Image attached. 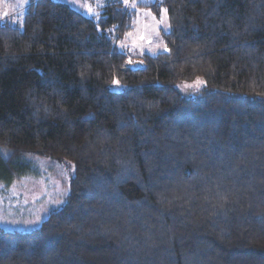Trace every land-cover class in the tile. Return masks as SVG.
<instances>
[{
    "label": "trees",
    "instance_id": "obj_1",
    "mask_svg": "<svg viewBox=\"0 0 264 264\" xmlns=\"http://www.w3.org/2000/svg\"><path fill=\"white\" fill-rule=\"evenodd\" d=\"M139 9L169 30L135 66L117 43ZM29 154L71 161L69 192L37 228H0V264H264V0L0 19V175Z\"/></svg>",
    "mask_w": 264,
    "mask_h": 264
},
{
    "label": "rangeland",
    "instance_id": "obj_2",
    "mask_svg": "<svg viewBox=\"0 0 264 264\" xmlns=\"http://www.w3.org/2000/svg\"><path fill=\"white\" fill-rule=\"evenodd\" d=\"M67 4L86 17L95 20L103 6L111 0H56ZM126 1V0H125ZM135 1V0H134ZM29 0H0V19L8 18L21 25L23 12ZM169 30L165 9L159 16L148 9L136 12L132 29L118 41V47L128 53L130 65L142 63L139 55L166 51L162 34ZM110 31H114L110 29ZM203 81H179L176 89L185 97L197 95ZM112 87L120 89L118 82ZM30 164L21 172H13L11 178L0 175V228L12 231H30L37 228L50 212L60 208L69 192L70 179L74 173L71 161L57 160L45 155L29 154Z\"/></svg>",
    "mask_w": 264,
    "mask_h": 264
}]
</instances>
